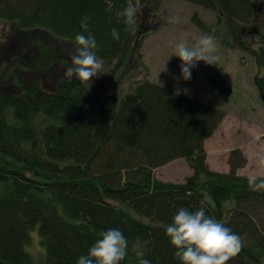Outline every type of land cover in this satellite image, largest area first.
<instances>
[{
	"label": "trees",
	"instance_id": "16d2710c",
	"mask_svg": "<svg viewBox=\"0 0 264 264\" xmlns=\"http://www.w3.org/2000/svg\"><path fill=\"white\" fill-rule=\"evenodd\" d=\"M185 1L215 11V26L227 30L229 46L264 66V37L253 35L258 26L264 30V0ZM160 2L139 0L142 19H153ZM126 4L0 0V58L15 68L0 79V264H33L24 244L36 225L44 248L40 264H76L110 228L120 229L130 242L121 264H138L131 250L136 238L151 264H181L165 231L180 207H203L240 235L242 250L227 264H259L264 191H253L248 178L236 173L246 164L239 148L229 152L225 173L206 163L204 141L224 111L148 80L119 98L96 78L65 76L85 15L91 16L99 58L111 61L131 47L128 38L138 27L132 30L114 15ZM191 20L221 39L219 30L197 15ZM113 28L119 40L113 39ZM25 72L33 78L25 79ZM49 75L54 80L47 87L43 79ZM211 84L222 94L230 92L223 79L212 76ZM252 84L264 107V73L254 74ZM175 159L192 169L183 182L154 177V169Z\"/></svg>",
	"mask_w": 264,
	"mask_h": 264
},
{
	"label": "rangeland",
	"instance_id": "374dc122",
	"mask_svg": "<svg viewBox=\"0 0 264 264\" xmlns=\"http://www.w3.org/2000/svg\"><path fill=\"white\" fill-rule=\"evenodd\" d=\"M194 14L206 25L219 30L221 39H216L217 50L214 53L218 60L216 65L197 62L188 81L174 79L180 77L181 65L180 59L174 55V44L182 41L191 46L207 35L192 22ZM141 19L142 16L138 14V29L128 38L131 47L127 46L123 54L111 61L102 59L103 74L95 78L100 83H107L119 98L132 92L138 83L148 80L220 108L225 116L213 134L204 141L209 169L227 172L229 152L239 148L246 158V164L236 173L247 178L264 176V107L252 84L254 74H263L264 66L257 64L252 55L229 46L230 35L224 26H215L216 12L211 9L185 0H161L153 19ZM2 26L0 21V31ZM260 27L253 32L257 38L264 37V30L260 31ZM260 44L253 43V46L258 49ZM62 55L64 57L65 53ZM14 71V66L0 58V79L8 78ZM22 75L28 80L34 76L29 72ZM212 76L225 80L230 92L220 93L211 84ZM53 80V76H45L43 85L49 87L53 85ZM191 173L192 169L184 159H175L153 170L156 179L173 183L183 182ZM28 236L24 248L33 264H40L44 248L38 225L28 230ZM259 261V264H264V258ZM236 264L257 263L246 260Z\"/></svg>",
	"mask_w": 264,
	"mask_h": 264
},
{
	"label": "clouds",
	"instance_id": "9594fccd",
	"mask_svg": "<svg viewBox=\"0 0 264 264\" xmlns=\"http://www.w3.org/2000/svg\"><path fill=\"white\" fill-rule=\"evenodd\" d=\"M140 10L139 0H127L126 6L114 15L118 22L122 21L135 30ZM90 19V15L81 18V31L74 36L75 52L70 56L71 66L64 73L69 79L75 76L87 82L103 74V60L96 54L97 41L89 29ZM108 19L111 22L112 17ZM111 35L114 40L120 38L116 28L111 30ZM216 50V39L211 34L201 37L191 46L182 41L176 42L174 55L180 59L181 65L180 77L174 79L190 80L191 70L199 61L216 65ZM248 184L253 191H264V177L252 176L248 178ZM165 231L171 245L176 249L174 255L181 264H227L243 247L240 235L225 226V223L207 215L203 207L195 211L180 207ZM129 246V240L120 229L110 228L100 234L88 253L81 255L76 264H121L128 255ZM131 250L135 253L138 264H151L144 258L145 246L140 238L131 242Z\"/></svg>",
	"mask_w": 264,
	"mask_h": 264
}]
</instances>
